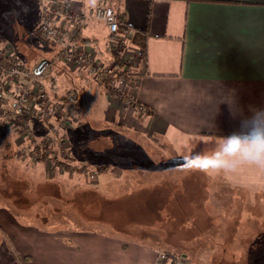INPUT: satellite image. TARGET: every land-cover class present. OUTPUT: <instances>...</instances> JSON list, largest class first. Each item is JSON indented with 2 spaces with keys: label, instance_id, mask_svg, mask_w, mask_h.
<instances>
[{
  "label": "crops",
  "instance_id": "crops-1",
  "mask_svg": "<svg viewBox=\"0 0 264 264\" xmlns=\"http://www.w3.org/2000/svg\"><path fill=\"white\" fill-rule=\"evenodd\" d=\"M105 1L115 8L127 27L125 34H118L125 42L120 58L124 60L126 54L129 61L131 51L144 49L143 59L130 60L134 63L130 73L133 84L127 86V93L147 112L142 116L147 123L146 132L160 135L177 150L179 166L180 159L190 165V157L211 154L222 138L250 126L245 121L255 112L264 111V0ZM64 2L69 13L80 19L84 34L95 37L104 30L89 15L97 0H47L45 9L42 0H0V22L7 23L2 27L14 33L16 26L10 24L19 26L17 32L23 25L30 32L32 43L41 47L34 40L35 30L29 22L37 25L39 15L48 11L56 12L58 21L67 19L69 23L67 12L57 9ZM136 31L145 33L143 47L132 43ZM8 35L3 33L0 41L7 44L6 48L10 43ZM91 46L86 43L75 49L94 58L97 51ZM51 59L53 72L58 69L53 63H64L54 52ZM100 62L103 59L97 64ZM63 76L64 72L61 79ZM2 121L0 116V197L10 191L11 195H7L12 207L29 210L19 202L21 174L25 171L22 172V160L13 155V136L19 133ZM53 121L61 126L58 120ZM32 125L42 131L48 128L38 116H32ZM215 173L217 181L240 189L243 197L263 199L264 172L256 167L242 164L235 170ZM26 180L29 203L41 200L42 195L47 197L43 191L42 195H32L30 185L37 179L31 173ZM0 205V264H158L157 246L89 230H60L66 235L55 238L53 232L24 222L21 216L12 221L8 210L2 207L5 204ZM258 213L252 223L262 222L261 212ZM11 249L21 259H16Z\"/></svg>",
  "mask_w": 264,
  "mask_h": 264
},
{
  "label": "rangeland",
  "instance_id": "rangeland-1",
  "mask_svg": "<svg viewBox=\"0 0 264 264\" xmlns=\"http://www.w3.org/2000/svg\"><path fill=\"white\" fill-rule=\"evenodd\" d=\"M45 1L47 0H42L43 9L46 8ZM98 2L99 0L96 3ZM43 14L44 12L39 15L37 25H31L32 20L29 22L28 25L33 26V30L36 31ZM102 24L101 29L107 28ZM3 25L7 23L0 22V41L4 39L2 34L7 33L9 34L7 39L11 44L9 43L6 48L7 44L4 45L1 41L0 52L6 49L13 55L18 54L28 67L23 69L36 74L31 68L46 55L45 49L42 55L37 56L41 49L32 43L33 38L29 35L28 29H23L21 25V31L17 32L19 26L12 23L10 26H16L14 33L13 30L4 29ZM34 40L38 42L37 39ZM45 44L50 45L46 41ZM105 45L108 55L103 59V63L97 64L98 61H102L97 54L91 62L85 61L80 65L77 62L71 63L66 58L63 59V64L59 63L68 69V73L64 72L65 76L57 85L59 89L62 88V94H70L74 100L78 99L81 91L76 89L79 90V86H82L96 96L91 105V108L94 107L91 110V117H85L86 121L83 122L90 123L91 131L86 128V131L81 132V137H87L81 140L83 144L87 142V146H83L79 141L70 140L71 134L67 133L70 129L63 127L56 130L57 137H65L66 148L60 150L59 144H52L53 147L45 146L46 138L51 141V135H54L51 133L52 129L59 125L53 120L60 123L65 117L61 110L54 108L48 113L49 120L45 121L48 128L41 134L43 137L46 135L43 146L34 141L25 127L5 118L4 113L2 114L1 109H10L12 102L0 103L2 122L17 128L19 133L15 137L20 140L13 136L16 146L13 155L22 160V172L25 169V173L21 174L19 202L29 208L21 210L20 207H12L8 197L11 195L10 191H6V195L0 197V203L5 204L2 207L8 210L11 220L14 221L21 216L24 222L36 224L53 232L55 238L66 235L60 230H89L114 234L126 240L157 246L158 251L171 257V264H264V195L262 200L251 195L243 197L240 189H232L217 181L215 171L205 173L192 169L183 159H180V162L184 173L176 174L172 168V172H167L169 167L166 166L161 167L158 173L159 170L154 171L158 166H151L152 164L148 166L152 174L145 170V164L148 162H155L158 165L176 164L178 167L177 150L160 135L146 132L147 123L142 119L144 108L133 101L127 93L129 81H133L130 73L134 63L127 60L126 54L124 60L120 57L119 62L115 60L118 49L125 47L123 37L119 35L114 39L109 37ZM109 53L114 55V59L109 58ZM51 67L47 66L42 74H37L47 96L49 74L54 68ZM77 69L82 70L83 75H80ZM122 71H125V75L120 74ZM60 73L63 74L62 69ZM69 73L74 76V85L78 88H74V85H65L71 79ZM85 73L90 74L87 76ZM1 78L10 89L16 85L0 67ZM21 78L23 86H27L29 78L25 76ZM36 87L33 88L34 97L30 102H41ZM134 110L140 114L134 113ZM73 114L76 115L75 112ZM32 116L37 117V114L34 113ZM74 119L78 123L76 127H79L82 122ZM74 119L68 123L73 130L76 129L72 124ZM29 124L33 126L32 117H29ZM105 127L106 129L109 127L107 131L109 130L110 137L113 136L110 135L112 131L111 134L124 135L118 142L119 151L116 149L111 151L110 137H104L101 133L106 130ZM88 140L91 141L89 145ZM147 141L152 142L149 145L152 148L139 149ZM34 145H37V148ZM4 159L6 160L5 157ZM29 173L37 179L36 187H34L36 182L30 185L32 195L47 192L46 202L43 199L38 203H35V200L32 203L28 202L29 195L25 188L29 187L26 180ZM259 211L262 222L252 223L253 216L258 215ZM11 253L16 259H21L13 249ZM156 261L158 262L157 259Z\"/></svg>",
  "mask_w": 264,
  "mask_h": 264
},
{
  "label": "trees",
  "instance_id": "trees-1",
  "mask_svg": "<svg viewBox=\"0 0 264 264\" xmlns=\"http://www.w3.org/2000/svg\"><path fill=\"white\" fill-rule=\"evenodd\" d=\"M66 4H62V5H58V8L59 10H61V13H65L67 12L66 14H68V17L70 18V22L68 23L67 19H61L60 21H57L56 20V12H44L43 14V17L45 16V14H48L50 16V19L52 20V27L53 29H55L56 32L60 33L61 35H63L67 40H68V45L66 47H64L63 45L59 44V43H56L52 38H48V36H46L42 29H41V26L40 24H38L39 26L37 27L35 33H36V36H34L35 39H37V41L41 44V47H39L41 49L40 53H38L37 56L39 55H42L43 53V49H45V56H43L39 61H37L36 63L40 62L42 59H44V65L43 66V69L49 65H51V61L52 60H49L51 58V53H55V55L57 56V59L60 60V59H64L66 55H73L72 53V50H71V47H76V46H80L82 44H86V43H89L91 44L94 49L97 51V56L99 58H107V51L105 50V44H106V40L110 37L111 39L113 38H117V35L116 33H110L108 30H106L107 28H105L104 30H101L99 31L95 37H89L87 36L86 34H84V27H82L83 25H78L77 23L80 22V19H75L72 17V14H70L69 10L65 7ZM44 11V10H43ZM117 12V11H116ZM52 14V15H51ZM117 16H118V20H119V29L118 31L120 33H124L126 31V26L124 25V22L121 21V19L119 18V15L117 13ZM42 17V18H43ZM73 19V20H71ZM92 19V18H90ZM92 21H97L100 24H102L100 21L98 20H95L93 19ZM58 22V24L56 23ZM55 23V24H54ZM104 25V24H102ZM105 26V25H104ZM106 33L108 34L106 36ZM144 36H145V33L143 31H136L133 35V38H132V43H134V45H137L138 47H143L144 46V43H143V39H144ZM107 37V39H106ZM33 41V40H32ZM45 41L48 42L50 45L48 44H45ZM53 46H52V45ZM53 47L56 49H53ZM102 47L104 48V50H102ZM123 47H120V49H118V52L115 53V60L116 62H119V57H120V54L121 52L123 51L122 50ZM55 50V51H54ZM15 56L18 58V60L20 61L19 62V65L21 68H28L25 63L23 62V60L18 56V54L15 53ZM36 56V58H37ZM91 58L93 59V57L91 56ZM109 58H113L114 59V55L113 54H110L109 53ZM74 58H69L68 60H71ZM58 69H55L56 71H52V74L50 75V78L48 79V91H49V94L48 96H50V101L53 103V104H56V103H59V104H62V106L65 108L66 112L70 113V118H71V121H72V118H76L77 119V122H82V124L79 125V127H76L78 123H76V120L74 119V121L72 122V124L75 125L76 129H72L71 131H69L68 134H71L70 136V140L72 141H79L81 144L82 143V139H86L87 137L83 136L81 137V132L82 131H86L87 129H89L90 127V123H84V120L86 121V118L85 117H91V110L92 108H94L92 106L91 108V105L94 103V101L96 100V96L95 94L91 93V92H87L86 91V87L83 88L82 86H79V90L76 89L77 91H81V96L78 97V99H75L72 98L70 96V94H62L61 89H59L57 87V85L60 83V79L62 78V74L60 73V70L62 69L63 72H65L66 74L68 73V70H66V67H64L63 65H59L57 62L56 63H53ZM117 66H118V63H116ZM34 70V67L31 68ZM43 69L42 71L39 73V74H42L43 72ZM92 71V70H91ZM96 71V70H95ZM94 72V71H93ZM35 73V72H34ZM78 73H80V75H83V72L82 71H78ZM90 73H85V75H89ZM122 75H125V71H122V73H120ZM56 75H58V77H56ZM69 76H70V80L69 82L71 81V83H65V85H68V86H72L74 85V76L71 75L69 73ZM130 85L133 84V81H129ZM71 84V85H70ZM15 88V86L13 87ZM74 88H78V86H75L74 85ZM70 96V97H69ZM89 102H91L89 104ZM102 104V111H103V101L101 102ZM135 112L134 113H137L136 110H134ZM76 113L73 114V113ZM143 113V112H142ZM144 113L147 114V112L145 111ZM143 113V115H144ZM73 116H72V115ZM137 114H140V113H137ZM142 115V116H143ZM141 116V115H139ZM87 128V129H86ZM32 129H33V139L36 143H38V140L42 139L43 138V135L41 136V134L43 133V131L45 132L46 130H37V127L35 129L34 126H32ZM68 129V128H66ZM106 129V127H105ZM107 129H109V127H107ZM107 129L104 131V132H101L104 134V137H110L108 134H109V130L107 131ZM97 130V129H95ZM89 131H91L89 129ZM111 132V131H110ZM113 132V131H112ZM111 132V133H112ZM80 133V134H79ZM110 135H113L112 137H110L112 143V149L111 151H114L115 149H119V145H118V142L120 141L119 139H122L124 135L122 134H111ZM91 139H93V137H90ZM82 140V141H81ZM94 140V139H93ZM118 140V141H117ZM91 143L90 140H88V145ZM152 142L150 141H147L146 144H143L144 146H140L141 148L139 149H145V148H152L151 146H149ZM110 144V143H109ZM139 144V143H138ZM162 144V143H161ZM35 148H37V145H34ZM83 146H87V142H85L83 144ZM149 146V147H148ZM145 147V148H144ZM157 147V145H156ZM119 151V150H117ZM152 164V165H151ZM151 165V166H154L156 167L155 165L158 166V168H156V170L154 171H158V173L161 171V167H169L167 172H172V170H175L174 172L176 174H179V173H184V169H181V166L178 165V167L176 166H173L172 164H164V165H158L156 164L155 162H148L145 164V170L148 171V174H152L149 170H148V166ZM172 168V170H171ZM53 197V196H52ZM41 199H43V201H45L46 197H44L43 195L41 196ZM40 200H38L36 203H38ZM42 201V202H43ZM46 202V201H45ZM93 232H98V231H93ZM100 233V232H98ZM100 234H104L106 236H114V234H106L105 232L104 233H100ZM121 238V237H120ZM124 239V238H123ZM128 241H131L129 239H127ZM159 252H162V251H158L157 250V256H158V253ZM174 255H178V254H174ZM171 259H163L161 260L160 262H157L158 264H171Z\"/></svg>",
  "mask_w": 264,
  "mask_h": 264
},
{
  "label": "built area",
  "instance_id": "built-area-1",
  "mask_svg": "<svg viewBox=\"0 0 264 264\" xmlns=\"http://www.w3.org/2000/svg\"><path fill=\"white\" fill-rule=\"evenodd\" d=\"M92 13H90V17L92 19L98 20L102 22L104 25H106L108 31L110 33H116L118 35L120 32L118 31L119 27V20L117 16V12L113 6L108 4L105 0H101L99 3H97L92 9ZM72 17L76 19V15L72 14ZM52 20L50 19V16L48 14H45V16L40 21V26L43 31V33L48 36V38H52L56 43H59L66 47L68 45V40L61 35L60 33L56 32L55 29L52 27ZM125 34V32L123 33ZM120 36V35H119ZM73 49V50H72ZM73 55H66L65 58H74V61L77 63L82 62H91V56L86 54L85 52L81 50H76L75 46L71 47ZM144 56V49L143 48H137L132 51L130 54V58L138 57L143 59ZM129 58V59H130ZM130 59V60H131ZM19 60L16 56L9 53L6 49H3L0 52V67L6 71V76L13 80V82H16L15 88L10 89L9 87H6V82L3 80V78L0 79V103L5 104L8 101L12 102V107L10 109H4L1 112L4 113L5 118L11 119L13 122L18 123L20 126L25 127L27 129V132L33 137V129L32 126L29 124V117H32V114L36 113L37 116L42 119L43 121L49 120V114L55 109L61 110V113L65 116L62 121L60 122L61 126L56 127L58 130L60 128H68L69 122L71 121L70 116L65 111V108L59 104H53L50 101V98L47 96L45 88L42 89V81H39V77L37 74H31L29 71H25L23 68L19 65ZM21 76H25L29 78V82L27 86H23L22 78ZM22 86V87H21ZM38 86V88L36 87ZM37 88V95L39 98H41V102H30L34 95H33V88ZM143 110V108H142ZM4 111V112H3ZM54 113V112H53ZM44 116V117H43ZM55 116V115H53ZM59 117L61 116L58 115ZM42 117V118H41ZM56 128L52 129V132L54 135H51V141L47 137L46 138V145L53 147L52 144H59L60 150H64L66 148V139L64 137H57L58 131ZM46 136V135H45ZM45 136L38 140V143L44 146V139ZM62 152V151H61ZM60 152V153H61ZM163 259H171V257L168 256L167 253L159 252L157 256L158 262H160Z\"/></svg>",
  "mask_w": 264,
  "mask_h": 264
},
{
  "label": "clouds",
  "instance_id": "clouds-1",
  "mask_svg": "<svg viewBox=\"0 0 264 264\" xmlns=\"http://www.w3.org/2000/svg\"><path fill=\"white\" fill-rule=\"evenodd\" d=\"M250 126L222 138V143L211 154L190 157V167L202 172L235 170L242 164L264 172V111L251 117Z\"/></svg>",
  "mask_w": 264,
  "mask_h": 264
},
{
  "label": "water",
  "instance_id": "water-1",
  "mask_svg": "<svg viewBox=\"0 0 264 264\" xmlns=\"http://www.w3.org/2000/svg\"><path fill=\"white\" fill-rule=\"evenodd\" d=\"M44 59H42L35 67H34V72L36 73V74H39L41 71H42V69H43V66L42 65H44L43 63H44Z\"/></svg>",
  "mask_w": 264,
  "mask_h": 264
},
{
  "label": "flooded vegetation",
  "instance_id": "flooded-vegetation-1",
  "mask_svg": "<svg viewBox=\"0 0 264 264\" xmlns=\"http://www.w3.org/2000/svg\"><path fill=\"white\" fill-rule=\"evenodd\" d=\"M11 53V52H10ZM12 54V53H11ZM13 55V54H12ZM15 56V55H14Z\"/></svg>",
  "mask_w": 264,
  "mask_h": 264
}]
</instances>
